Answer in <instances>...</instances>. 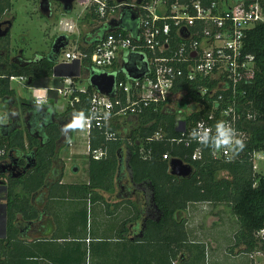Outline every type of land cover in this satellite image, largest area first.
Segmentation results:
<instances>
[{
	"label": "trees",
	"instance_id": "obj_1",
	"mask_svg": "<svg viewBox=\"0 0 264 264\" xmlns=\"http://www.w3.org/2000/svg\"><path fill=\"white\" fill-rule=\"evenodd\" d=\"M12 5V0H0V19ZM126 11L120 21L125 32L133 27L130 13ZM111 28L110 21L103 22L87 32L84 40L87 43L95 42ZM7 38L3 47L7 46ZM246 49L256 55V67L249 72L246 87L247 100L253 102L248 105L257 111V117L244 122L251 137L243 151L236 156L232 155L231 158H217L213 156L211 148L203 146L202 158L194 160L192 158L194 144L185 146L168 138L180 134L176 125L179 110L163 105L156 108L152 104L140 115L128 117L134 120L135 127L127 138L123 134L121 137L119 132L118 138L107 140L100 129L92 130L91 146L93 148L107 146L108 155L102 159H95L90 154V182L67 184L71 192L80 197H88L93 189L116 191L117 177H122L121 172L125 166L123 161L120 162V154L124 148H127V167L133 182V189L129 194H134L135 199L127 198L126 201L135 206L136 213L123 224L126 228L129 221L140 219L144 228L141 238L143 242L154 238L167 237L170 241H174L185 237L184 213L190 204L202 201L212 204L226 203L237 218L239 228L234 236L232 250L240 247L241 251L249 253L257 249L260 243L256 232L264 227V173L255 170L252 154L254 150L264 149V22H258L248 30ZM58 58L59 54L53 50L39 53L26 60L20 57V62L11 61L7 49L0 56V107L8 110V123L0 124V150L3 151L0 154V163L9 160L11 155L19 157L20 163H24V154L34 153L36 158L35 165L20 177L1 175L7 187L8 208L7 236L0 237V264L32 263L30 259L12 261L13 258L10 257L13 254L12 244L17 243L15 239L18 213L25 211L26 207L31 205V194L46 183L54 160L58 157L60 142L65 140L68 143L61 127L71 120L74 112L79 110H84L86 114L89 112L90 92L93 90L91 84H88L87 92L76 91L80 95V100L73 106L68 104L63 113L56 110L57 97L53 96V92L57 93V91L54 89H49V99L39 110L36 107L37 103L23 98L20 102L23 113L32 112L26 128L20 125L19 116L11 115L12 111L8 109V105L14 101L16 90L11 86L10 76L27 75L31 82L41 76H53ZM57 79L59 78L54 76V85ZM186 85L187 96L192 95L202 99L192 86ZM203 103V109L188 112L187 119L204 115L209 109L208 97ZM49 108L52 109L51 112ZM59 117L62 118L61 124L57 120ZM157 129H162L168 137L148 140ZM73 132L69 133L71 139ZM143 143L151 150L147 158L140 155V147ZM172 157H179L190 163L194 169L192 175L182 177L172 174L169 165ZM221 170L228 171V175L217 178L216 174ZM98 196L97 193L93 195L94 198ZM35 214L37 211L32 210L31 217ZM140 264H149L148 258L145 257Z\"/></svg>",
	"mask_w": 264,
	"mask_h": 264
},
{
	"label": "built area",
	"instance_id": "obj_2",
	"mask_svg": "<svg viewBox=\"0 0 264 264\" xmlns=\"http://www.w3.org/2000/svg\"><path fill=\"white\" fill-rule=\"evenodd\" d=\"M123 7H127L131 15L136 14L135 18L131 17L133 27L126 32L120 22ZM85 8H89L98 25L116 20L114 27L100 39L84 47L79 44L69 50L65 47L61 50L64 57L60 59V53L58 58L62 66L76 60L89 66V78L93 72L116 76L113 96L92 86L88 113L96 111L98 114L85 130L88 154L95 159L108 155L107 146H91L94 128L100 129L105 138L110 134L116 139L119 131L112 127L113 120L140 115L152 104L156 108L171 106L177 93H183L175 103L179 110L176 125L183 128L180 134L168 137L162 129H157L148 140L168 137L177 144H194L192 158L197 160L203 156V145L190 139V134L199 125L214 134L216 123L224 120L237 130L245 143L250 139L251 133L244 122L256 119L257 111L248 105L253 102L247 100L246 83L249 72L256 67V55L246 49V36L256 23L264 22V0H88ZM63 32L72 33L73 23L64 20ZM57 77L63 78L62 86L35 87L32 101L37 103L40 98L46 103L49 89H54L67 96L73 106L80 100L76 91H88L89 78L87 85L76 86L75 75ZM10 78L29 81L23 74ZM186 84L202 99L187 96ZM207 97L208 111L195 119H187L188 112L203 109ZM182 102H187L188 107H179ZM105 111L111 114L107 122L103 120ZM263 150H254V168L258 167L257 160L264 157ZM2 152L0 150V154ZM150 152L143 143L140 155L147 158ZM212 154L217 158L232 157L223 150H212ZM256 237L260 246L249 254L252 264H261L258 255H264V227L256 232Z\"/></svg>",
	"mask_w": 264,
	"mask_h": 264
},
{
	"label": "crops",
	"instance_id": "obj_3",
	"mask_svg": "<svg viewBox=\"0 0 264 264\" xmlns=\"http://www.w3.org/2000/svg\"><path fill=\"white\" fill-rule=\"evenodd\" d=\"M16 1L12 0L11 9L5 12L6 18L13 21L7 34L9 36L6 42L7 46L3 47L4 44L0 43V56L7 49L10 52L11 61H13L14 56L23 57L24 59L31 58L26 56L25 48L17 47L16 50L12 39L11 30L15 23V16L13 15L15 11L13 8ZM9 13L12 14L7 16ZM61 20H65L68 24L75 23L76 26V22L72 20L71 16L69 18L62 16L59 21ZM82 42L87 44L84 39ZM66 48L68 50L72 48L71 38ZM15 51L16 53H14ZM65 67H76L86 70L85 64H80L78 60L72 64L58 67V72L61 73V69ZM41 77L50 79V82H46L42 87L54 85V76ZM58 102L59 98L55 100L56 110L59 113H63L66 110V105L64 109H60ZM57 120L61 124L62 118L59 117ZM79 134L78 132L76 133V135ZM59 150L60 146L58 147V157L54 160V165L48 174L46 183L31 194V205L27 206L25 211L18 213L15 239L17 243L12 244L13 254L10 256L13 258L11 259L12 261L30 259L32 261L31 264H140L147 257L149 264H214L219 262L221 250L228 257H239L243 253L248 254V252L239 251V247L234 250L228 249V246L233 245L231 243H234L235 238L227 239L225 243H221L222 240L217 237L223 230L221 227H189L187 213H184L186 217L185 237L177 238L174 241H170L165 237L143 242L144 240L141 238L143 237L144 228L141 226L140 219L129 221L126 228L123 224L126 219L132 218L136 213L135 206L126 201L127 198L135 199L134 194H129L133 189V182L131 175L128 178L127 174V170H129L127 167V148H124L120 154V162L123 161L125 166L121 172L122 177H117L116 180L117 187L120 185L121 189L115 198L111 194L116 191L107 192L101 189H93L88 197H80L72 193L67 184H88L90 182V159L88 156L90 154L86 152L88 158L84 163L85 176L81 180H76L75 175L69 170L66 157L63 154L61 157L59 156L61 154H59ZM78 151L80 150L73 149L71 153L77 154ZM69 159L70 156H68ZM80 169L81 165L79 163L76 164L74 170L77 172L79 170L80 172ZM6 190L5 181L3 183L0 182V207L3 206V210L0 209V237L7 236L8 205ZM96 193L99 195L98 198L93 197ZM104 193L109 195L106 196ZM121 193H125V195L121 196ZM63 200L65 202H83L81 204L82 210L77 206H72L69 210L70 214L68 216L71 215L73 217L74 214L77 216V222L71 228L69 224L68 228L65 225L61 227L56 217V214H60L62 207L60 205ZM201 203L204 202L201 201ZM206 203L209 202L203 204L205 208L207 207ZM84 204L86 207H84ZM89 206L91 207V213L97 214V225L96 227L94 226L95 228L83 229L84 227L80 228L82 224L85 221L87 224L89 222ZM32 210L37 211V214L31 217ZM105 218L108 219L106 223L103 222ZM109 223L110 227L106 225ZM79 229H82V231L78 232ZM209 256L210 261L208 262L206 258ZM252 261V258H250L244 264H252Z\"/></svg>",
	"mask_w": 264,
	"mask_h": 264
},
{
	"label": "rangeland",
	"instance_id": "obj_4",
	"mask_svg": "<svg viewBox=\"0 0 264 264\" xmlns=\"http://www.w3.org/2000/svg\"><path fill=\"white\" fill-rule=\"evenodd\" d=\"M88 3V0H75L74 2V8L72 12L65 13L62 10V5L60 2L53 1L52 2V14L50 16H45L40 12L39 8V0H17L14 4L13 15L15 16V23L11 30L12 32V39L15 43L16 50L17 47L25 48L26 50V56L27 57H34L35 55L39 53H47L50 50H52L53 43L57 37L58 34L63 33V21H59L61 17L69 18L71 16L72 20H75L76 26L74 33H67V35L71 38V46H74L76 44H79L81 47H84L83 36L85 33L89 32L91 29L96 27L98 24L97 20H95V17L92 15L89 11V8H85V5ZM12 13L7 14V16H10ZM6 18V16L4 15ZM7 37L0 38V43H4ZM26 38V40H25ZM16 53V51L14 52ZM64 57V53H61L60 59ZM3 66H5L2 63ZM62 74L67 75H75L76 77L73 78L76 86L81 85H87L88 84V78L89 74L84 69H78L76 67H65L61 69ZM61 74V75H62ZM55 76V75H53ZM59 78V77H58ZM62 80L63 78L57 79L56 86H62ZM46 82H50V79L47 77H38L37 79L33 80L32 82L26 81V80H11V86L15 88V99L14 101L8 105V109H11V115L13 117H18L21 120V126L25 127V114L22 111V107L20 106V102L23 98L28 100H33L36 92V88L38 86L45 85ZM36 87V88H35ZM181 95L183 93H177L174 95L172 99L171 106L172 108L177 109V106H175V103L178 99H180ZM53 96L57 97L56 100L59 98L58 107L60 109H64L65 105L67 107L68 103V97L62 95L57 91L53 92ZM1 103V102H0ZM2 106V105H1ZM179 107L181 108H187L188 104L187 102H182L179 104ZM7 108L0 107V124L2 123H8V117H7ZM193 111V110H192ZM133 119V118H132ZM19 120V121H20ZM134 120H131L130 118H124L120 117L115 120H113L112 127L117 129L125 138L130 134L131 130L135 127ZM78 132L79 135H76ZM63 141V140H62ZM76 149L80 150L77 154L71 153V150ZM87 132L84 131H74V135H72L71 143H66L64 140L61 142L60 150H59V156L63 154L68 162L69 170L72 174L75 175L76 180H81L85 176V161L87 160ZM264 154V150L261 152ZM66 154V155H65ZM68 156H70V159L68 160ZM89 156V155H88ZM84 161V162H83ZM81 165L80 172L78 170L75 171L74 168L76 164L78 163ZM258 167H255V170H257L260 173H264V157L259 158L257 160ZM128 178L130 177V172L127 170ZM228 175V171L221 170L218 171L216 176L217 178H220L222 176ZM0 180H2V177L0 176ZM127 184V183H126ZM121 189V186L119 185L117 187V190L114 194H111L114 198L117 194H119V190ZM129 189V188H128ZM106 196L109 195L108 193H104ZM125 195V193H121V196ZM83 202L80 201H67L65 202L63 200V203L60 205L61 210L60 214L56 217L58 218L61 227L66 226L73 227L75 226V223L77 222V216L74 214L73 217L71 215L68 216L69 210L72 206L79 207L80 210H82ZM202 204V205H201ZM197 202L190 204L189 208L186 210L185 213L188 218V226L189 227H198V226H213V227H221L223 230L219 235L217 236L222 241L221 243H225V240H231V238H234L235 231L239 228V223L237 218L233 215L232 211L230 210V207L226 203H218V204H210L206 203L207 207L205 208L203 206L204 203ZM63 205H65L63 207ZM84 207L85 204H84ZM95 209V207H94ZM91 207L89 206V222L85 221L80 228L86 229L91 227H96L97 225V214L91 213ZM212 215V216H211ZM74 218V219H73ZM76 218V220H75ZM115 220V219H114ZM93 221V222H92ZM108 221L107 218L103 220L104 223ZM108 227H110V223L106 224ZM94 227V228H95ZM82 229H79L78 232H81ZM233 244V243H231ZM232 248V246H228V249ZM238 248V247H236ZM235 249V248H234ZM241 248L239 247V251ZM219 254V262L214 264H244L245 261L248 262V260L251 258L248 254H241L239 257H228L227 255H224L220 251ZM208 259V260H207ZM258 259L261 264H264V255L259 256ZM206 260L210 261V256L206 258ZM204 262V260H203ZM200 263V261H198Z\"/></svg>",
	"mask_w": 264,
	"mask_h": 264
},
{
	"label": "water",
	"instance_id": "obj_5",
	"mask_svg": "<svg viewBox=\"0 0 264 264\" xmlns=\"http://www.w3.org/2000/svg\"><path fill=\"white\" fill-rule=\"evenodd\" d=\"M52 1H58L62 5V10L65 13L72 12L74 8L75 0H39V8L40 12L45 16H50L52 14ZM141 0H138L140 2ZM132 18L136 17V14L131 15ZM12 20L6 19L0 21V38L6 36L12 26ZM112 28L114 27L116 20L110 21ZM69 44V37L66 33L58 34L56 37L52 50L57 54L61 53V50L65 48ZM62 66V64H57L54 67L53 74L55 76L61 75L62 73L58 72V67ZM131 74V73H130ZM133 76H139L133 74ZM116 76L114 74H108L106 72H93L90 75L89 82L90 84L97 88L100 92L106 93L108 95H114V84H115ZM31 82V80H29ZM182 127H179L178 130H182ZM36 163L35 156L33 158L28 159V161L22 165L20 163L19 157H14L11 155L9 160L0 163V174L1 173H9V177H20L24 173H26L31 167H33ZM170 172L177 176L188 177L193 173V166L190 163L184 162L179 157H172L169 161ZM21 166V167H20ZM3 179L0 182L3 183Z\"/></svg>",
	"mask_w": 264,
	"mask_h": 264
},
{
	"label": "clouds",
	"instance_id": "obj_6",
	"mask_svg": "<svg viewBox=\"0 0 264 264\" xmlns=\"http://www.w3.org/2000/svg\"><path fill=\"white\" fill-rule=\"evenodd\" d=\"M73 31H75V23L73 24ZM42 103V99L38 98L36 104L38 110ZM51 111L52 109L49 108V112ZM97 114L96 111H92L88 114H86L84 110L74 112L71 120L62 127V133L67 142L71 143V138L69 136L70 132L86 130ZM110 116V112L105 111L103 113V120L107 122ZM106 138L112 139L113 137L110 134H106ZM190 139L195 140L206 148H211L214 152L223 150L225 153H231L233 156L238 155L246 147L245 140L240 136L237 130L229 122L224 120H220L216 123L214 134L211 129L199 125L196 129L192 130Z\"/></svg>",
	"mask_w": 264,
	"mask_h": 264
},
{
	"label": "flooded vegetation",
	"instance_id": "obj_7",
	"mask_svg": "<svg viewBox=\"0 0 264 264\" xmlns=\"http://www.w3.org/2000/svg\"><path fill=\"white\" fill-rule=\"evenodd\" d=\"M52 2H53V1H52ZM57 2H58V1H57ZM60 4H61V3H60ZM126 10H128L127 7H123V8H122V10H121V12H120V15L122 16V18H123V16H124V14L127 12ZM128 11H129V10H128ZM129 15H130V20H131V14H129ZM6 19H7V18L3 17V18L0 19V21L6 20ZM86 34H87V33H85V35L83 36V39H84V37L86 36ZM57 36H58V35H57ZM59 55H60V54H59ZM12 60H13L14 62H20L21 59H20L18 56H14ZM25 60H26V59H25ZM85 68H86L85 71L88 72V70H89V66H85ZM30 115H32V112H31L30 114H25V126H28L27 124H28V121H29ZM19 120H20V119H19ZM19 122H20V125H21V120H20ZM29 124H31V123L29 122ZM31 126H32V124H31ZM31 126H30V127H31ZM32 151H34V150H32ZM29 157H30V158H33V157H34V153H32V154H24V155H23L24 163H21V164L24 165V164L28 161ZM20 167H21V166H20ZM2 174H6V177H9V173H1L0 176H1ZM0 209L3 210V206L0 207Z\"/></svg>",
	"mask_w": 264,
	"mask_h": 264
}]
</instances>
